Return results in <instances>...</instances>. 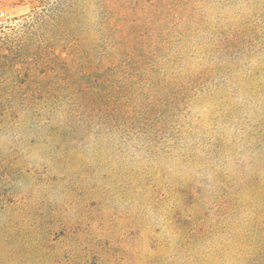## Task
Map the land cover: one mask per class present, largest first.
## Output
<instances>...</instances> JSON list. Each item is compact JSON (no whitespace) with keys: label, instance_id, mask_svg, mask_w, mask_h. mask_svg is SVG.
Wrapping results in <instances>:
<instances>
[{"label":"rangeland","instance_id":"374dc122","mask_svg":"<svg viewBox=\"0 0 264 264\" xmlns=\"http://www.w3.org/2000/svg\"><path fill=\"white\" fill-rule=\"evenodd\" d=\"M134 1L187 81L166 127L99 135L71 94L7 117L0 89V264H264V0ZM105 4L0 0V38L30 23L79 71L95 38H126L97 33Z\"/></svg>","mask_w":264,"mask_h":264},{"label":"trees","instance_id":"16d2710c","mask_svg":"<svg viewBox=\"0 0 264 264\" xmlns=\"http://www.w3.org/2000/svg\"><path fill=\"white\" fill-rule=\"evenodd\" d=\"M133 1L105 0L103 8H113L115 15L97 33L120 29L126 38H95V48L100 50H95L94 61L83 58L79 71L36 46L35 38H26L33 33L30 23L19 32L4 34L0 38V89L10 90V106L3 109L4 114L22 118L28 109L40 108L45 114L58 115L71 94L86 112L95 113L99 135L128 136L137 130L142 137L163 131L168 123L164 109L179 101L187 81L169 75V44L155 21L158 10L133 9ZM154 29L157 39L146 34ZM6 106L3 103L0 108Z\"/></svg>","mask_w":264,"mask_h":264}]
</instances>
